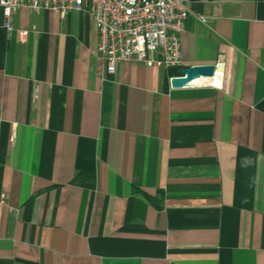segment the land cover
Returning a JSON list of instances; mask_svg holds the SVG:
<instances>
[{
    "label": "crops",
    "instance_id": "1",
    "mask_svg": "<svg viewBox=\"0 0 264 264\" xmlns=\"http://www.w3.org/2000/svg\"><path fill=\"white\" fill-rule=\"evenodd\" d=\"M186 6L183 67L220 86L109 74L84 13L0 9V264H264V0Z\"/></svg>",
    "mask_w": 264,
    "mask_h": 264
},
{
    "label": "built area",
    "instance_id": "2",
    "mask_svg": "<svg viewBox=\"0 0 264 264\" xmlns=\"http://www.w3.org/2000/svg\"><path fill=\"white\" fill-rule=\"evenodd\" d=\"M188 0H0L3 23L11 29L12 16L21 9L50 10L61 17L68 11L91 18L98 33L97 51L106 72L123 61L147 64L152 55L166 68H182L179 35L188 14ZM205 22L204 17H199ZM28 31L21 29L23 39ZM216 72L214 78L220 76ZM212 86L220 84L208 83Z\"/></svg>",
    "mask_w": 264,
    "mask_h": 264
},
{
    "label": "water",
    "instance_id": "3",
    "mask_svg": "<svg viewBox=\"0 0 264 264\" xmlns=\"http://www.w3.org/2000/svg\"><path fill=\"white\" fill-rule=\"evenodd\" d=\"M221 65H191L182 67L178 70V76L171 77L169 84L172 88L183 86H195L199 78L212 79L215 77L216 72H219Z\"/></svg>",
    "mask_w": 264,
    "mask_h": 264
},
{
    "label": "bare ground",
    "instance_id": "4",
    "mask_svg": "<svg viewBox=\"0 0 264 264\" xmlns=\"http://www.w3.org/2000/svg\"><path fill=\"white\" fill-rule=\"evenodd\" d=\"M197 83H213V84H217L218 83V79L217 78H212V79H205V78H199L196 80Z\"/></svg>",
    "mask_w": 264,
    "mask_h": 264
},
{
    "label": "trees",
    "instance_id": "5",
    "mask_svg": "<svg viewBox=\"0 0 264 264\" xmlns=\"http://www.w3.org/2000/svg\"><path fill=\"white\" fill-rule=\"evenodd\" d=\"M176 69H177L176 74H178V70H179L180 68H176Z\"/></svg>",
    "mask_w": 264,
    "mask_h": 264
}]
</instances>
